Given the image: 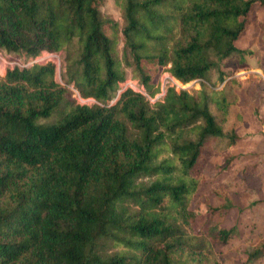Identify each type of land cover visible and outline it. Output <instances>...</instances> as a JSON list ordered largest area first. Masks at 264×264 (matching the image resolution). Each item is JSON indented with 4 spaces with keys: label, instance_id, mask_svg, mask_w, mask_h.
<instances>
[{
    "label": "trees",
    "instance_id": "16d2710c",
    "mask_svg": "<svg viewBox=\"0 0 264 264\" xmlns=\"http://www.w3.org/2000/svg\"><path fill=\"white\" fill-rule=\"evenodd\" d=\"M113 1L121 23L104 0H0V50H62L65 75L57 82L50 61L0 75V264H210L183 225L202 147L222 135L209 103L223 96L167 83L149 97L162 68L206 80L242 51L235 42L264 0ZM126 69L143 92L122 88ZM67 85L94 102L77 103ZM233 231L214 223L208 235L224 243ZM104 240L116 250L103 254ZM263 251L264 238L250 258Z\"/></svg>",
    "mask_w": 264,
    "mask_h": 264
},
{
    "label": "rangeland",
    "instance_id": "374dc122",
    "mask_svg": "<svg viewBox=\"0 0 264 264\" xmlns=\"http://www.w3.org/2000/svg\"><path fill=\"white\" fill-rule=\"evenodd\" d=\"M101 10L110 19L122 22L121 11L113 0H104ZM250 15L246 30L235 42L242 51L236 50L219 60L218 66L207 73L206 80L179 81L174 86L176 90L189 91L203 88L208 93L218 90L221 92L217 95L223 96V107L209 103L222 135L208 137L202 147L197 170L193 171L198 184L186 201L187 209L193 211L195 217L192 224L183 225L189 241L202 240L206 244L210 264H264V251L250 258L253 248L264 238V39L259 26L264 11L253 4ZM117 46L119 49L121 43ZM46 61L54 63L55 79L64 84L62 50L44 51L34 59L0 50V75L8 66ZM126 70L127 81H135L128 79L130 73ZM168 76L167 68H162L153 82L161 87L169 81ZM127 81L121 83L122 88ZM67 87L79 103L74 96L75 88ZM152 179L142 176L138 182L148 183ZM208 206L220 207L211 214ZM214 223L234 228L230 239L224 243L213 241L208 230ZM101 245L103 254L116 250L109 240L102 241Z\"/></svg>",
    "mask_w": 264,
    "mask_h": 264
},
{
    "label": "built area",
    "instance_id": "2783aa9c",
    "mask_svg": "<svg viewBox=\"0 0 264 264\" xmlns=\"http://www.w3.org/2000/svg\"><path fill=\"white\" fill-rule=\"evenodd\" d=\"M17 65L20 66L19 64H17ZM168 78H169V81H167V82H165V83H163V84L161 85V87H160V92H158V93L155 95L154 98H150V97H149L150 101H153L156 97L161 96V95L163 94L165 84L168 83L169 85L176 86L177 83L179 82L178 80H176L175 78H173L171 75L168 76ZM127 86H128V87H131V88H133V89H135V90H139V91L143 92L142 89H140V88H138V87L136 86V84H135L134 81H130V80H128V81L126 82V84L124 85V87H127ZM74 96H75V98L78 100V102L81 103V104H82V103H88V104H89L91 101H93V100L90 99V98H84V97H81L80 94H79V92H78L76 89H74Z\"/></svg>",
    "mask_w": 264,
    "mask_h": 264
}]
</instances>
